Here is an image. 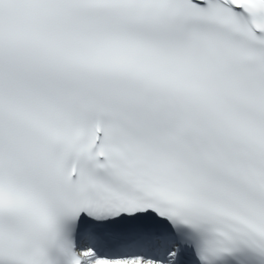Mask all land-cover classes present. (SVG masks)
Instances as JSON below:
<instances>
[{
    "label": "snow or ice",
    "instance_id": "snow-or-ice-1",
    "mask_svg": "<svg viewBox=\"0 0 264 264\" xmlns=\"http://www.w3.org/2000/svg\"><path fill=\"white\" fill-rule=\"evenodd\" d=\"M0 264H264V0H0Z\"/></svg>",
    "mask_w": 264,
    "mask_h": 264
}]
</instances>
